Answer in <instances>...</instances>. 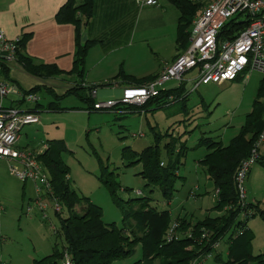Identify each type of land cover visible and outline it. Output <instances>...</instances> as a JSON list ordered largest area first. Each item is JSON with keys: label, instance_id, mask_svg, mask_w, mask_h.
Wrapping results in <instances>:
<instances>
[{"label": "rangeland", "instance_id": "1", "mask_svg": "<svg viewBox=\"0 0 264 264\" xmlns=\"http://www.w3.org/2000/svg\"><path fill=\"white\" fill-rule=\"evenodd\" d=\"M170 7L172 8L168 12L161 11L158 16L148 17L149 21L146 17L138 18L137 12V33L131 40L133 45L139 46L134 50L137 55L141 54V64L145 67L159 62L161 58L168 59L176 52L174 39L178 16L175 7ZM167 30L169 36L161 38V32ZM170 31L174 35H170ZM93 58L94 62L99 59L97 54ZM120 59L121 54L117 52L106 56L103 67L94 63L87 64L85 61L83 78L89 84H99L96 87L100 91L95 97L97 102L120 99L122 88L115 85L119 80L115 76L121 68L124 71L126 66L131 69L137 67L131 59H126L122 67ZM116 60L118 62L114 67ZM196 73L197 70L194 69L184 76L193 78ZM239 76L236 80L221 84L203 83L196 88L187 80L178 99L159 108L148 106L140 112L120 110L116 113L96 111L88 114L85 110L78 109L85 105L71 95L62 98L59 104L62 107L73 106L74 110L48 111L44 106L52 100V96L44 87L36 94L41 104L37 111L39 123L25 125L22 128V138L17 144L24 146L28 143L30 147H34L40 140H62L67 148L62 153V159L69 168L71 187L80 196H86L100 206L101 219L105 223L115 222L117 226L121 225L124 211L136 208L140 201L135 198L145 196L149 197L147 201L150 205L158 209L168 208L172 221L178 215L185 214L193 220H202L206 216H215L220 211L215 209L213 183L198 163L207 150L203 146L193 147L201 136L214 137L226 145L238 133L246 114L251 112L256 97L264 102V74L258 70H244ZM175 84V80H170L163 86L174 87ZM8 98L15 99L16 96L9 95ZM25 131L28 137L25 136ZM156 132L162 134L158 140H155ZM170 139H177V144L185 141L188 150L184 163L178 169V174L184 178L176 179L177 190L168 203L156 187L147 185L146 178L138 174L141 163L128 164L135 158L130 157L129 153L123 154L127 147L139 152L146 146L158 144L161 156L165 157L164 144ZM259 153L264 156V144L260 146ZM4 162L6 171L0 166V264H31L32 260L50 254L54 244L59 249L62 248L63 239L57 232L60 228L59 217L54 202L43 197L45 207L40 206L33 183L17 178L9 172L6 160ZM250 168L252 175L243 182L245 199L246 202H258L259 207L264 210V166L256 161ZM103 179L119 184L115 187L118 200H114ZM136 189H141L142 194H136ZM82 204L83 201L79 202L76 209L79 210ZM247 227L253 234V254L264 252V220L256 214L248 219ZM214 247L223 259L226 258L227 244L224 240L219 246L214 244ZM141 258V246L137 243L127 257L113 260L109 264H136ZM66 262L64 257L58 264H67ZM191 263L215 264L214 253L203 259L196 258ZM151 264H159V260L154 259Z\"/></svg>", "mask_w": 264, "mask_h": 264}, {"label": "trees", "instance_id": "2", "mask_svg": "<svg viewBox=\"0 0 264 264\" xmlns=\"http://www.w3.org/2000/svg\"><path fill=\"white\" fill-rule=\"evenodd\" d=\"M170 1L179 11L175 37L178 54L187 46L190 26L201 3L190 0ZM95 10L96 0H66L55 14L57 22L70 23L75 27L73 64L67 72L61 71L54 64L37 63L26 55L24 46L30 33L21 36L16 61L26 72L41 78H50L63 73L78 77V80L61 96L45 87L47 93L52 96V100L45 104V110H66L59 105V101L67 95H75L84 103L85 107L82 109L88 113L96 111L116 113L120 109L124 112H140L148 106L154 105L155 108H159L178 99L183 93L181 84L174 89H160L157 96L149 98L140 105L124 104L122 108L117 105L102 110L93 107L97 101L92 91L99 84L84 85V63L89 48L95 43H104V38H87L83 42L82 34L91 22ZM246 25L247 20L245 19L231 18L220 29L218 39H232ZM0 74L3 80L8 81V67L5 63H0ZM154 76L156 74L135 78L120 69L115 78L127 80L133 85H140ZM239 78L240 76L237 77ZM41 88L44 87L35 86L25 92L36 95ZM184 98L187 99V96ZM258 98L256 97L253 102L251 112L246 114L238 133L231 137L226 145H223L220 140H215L214 137L201 136L193 147L203 146L207 150L198 163L213 183L216 195L215 209L220 211L219 214L206 216L202 220H193L191 217L178 215L172 221L168 208L158 209L150 205L147 201L149 197L145 196L135 198L140 201L136 208L124 211L121 225L117 226L115 222H103L100 206L88 197L80 196L69 183V168L62 159V153L67 151L63 141L48 140L44 150L40 153L36 152V159L49 176L52 196L59 202L64 212L61 209L56 212L60 223L57 232L63 239V245L59 249L57 244H54L50 254L32 260L31 264H58V261L64 257H66L67 264H109L113 260L127 257L137 243L141 246L142 258L136 261V264H151L154 259H158L159 264H190L194 259H203L211 253H214L215 264H264V252L258 254L252 252L253 234L247 227L248 219L256 214L264 220V210L259 207L258 202L245 201L241 204L234 182L236 169L240 162L250 155L252 145L263 125L264 102ZM16 102L19 106L23 104L21 100ZM38 106L41 104L37 100L26 110L35 113L38 111ZM165 134L167 135L168 132ZM160 136L162 134L156 132L155 140H158ZM176 140L170 139L164 144L165 157L161 156L158 144L146 146L139 152L131 151L127 147V151L123 154L129 153L130 157L135 158L128 164L141 163V171L138 174L146 178L147 185L156 187L166 202L171 200L177 190L176 179L184 178L178 174V169L184 163L188 147L185 141L177 144L178 140ZM257 161L264 166V156L259 154ZM103 182L110 189L114 200H118L115 187L119 184L107 179H103ZM81 201L83 204L77 210L76 205ZM173 222L177 224L175 238L167 241L165 235ZM223 240L227 244L224 259L214 247V244L219 246Z\"/></svg>", "mask_w": 264, "mask_h": 264}, {"label": "built area", "instance_id": "3", "mask_svg": "<svg viewBox=\"0 0 264 264\" xmlns=\"http://www.w3.org/2000/svg\"><path fill=\"white\" fill-rule=\"evenodd\" d=\"M160 0H140L142 5H157ZM201 3L198 12L192 20L188 42L185 49L148 81L140 85L123 87L119 100L95 102L93 107L98 110L113 108L124 104L140 105L149 98L159 94L163 85L170 80L180 84L184 74L197 70L191 82L193 88L203 83L221 84L236 80L244 70H258L264 74V0H190ZM247 20V25L232 39H218L220 29L231 18ZM21 36L8 38L0 30V63L16 61ZM9 95H15L16 100L5 104ZM94 96V90L92 91ZM35 103V94L26 93L16 84L0 79V159L6 160L10 172L22 181L30 180L40 206L45 207L42 198H50L55 204V211L61 206L52 196V186L49 176L36 159V152L17 147L19 132L25 125L39 122L38 115L17 105L16 101ZM121 110V109H120ZM119 110V111H120ZM122 111V110H121ZM262 128L258 133L250 155L240 162L234 175L239 201H246L243 182L259 158V148L264 144V104L262 113ZM136 194H142L136 189ZM2 211L0 205V213ZM177 224L173 222L167 229L165 238L170 241L175 238ZM216 246L218 244H215ZM193 264V263H191Z\"/></svg>", "mask_w": 264, "mask_h": 264}, {"label": "crops", "instance_id": "4", "mask_svg": "<svg viewBox=\"0 0 264 264\" xmlns=\"http://www.w3.org/2000/svg\"><path fill=\"white\" fill-rule=\"evenodd\" d=\"M65 1L66 0H0V30H2L8 38H14L22 36L25 33H30V37L25 41V54L37 63L54 64L61 71L67 72L72 68L73 64L75 51V27L70 23H59L55 19V14L58 8ZM139 1L140 0H96L95 14L83 33H86L87 38L103 37L104 43H95L92 45L93 47L91 46L92 48H89V52L85 59L87 64L94 63V65L96 64L103 67L104 59L107 55L120 52V64L122 67H124L126 59L128 61L131 59V61H134L137 64L135 69L126 66L124 68L125 73L135 78H143L157 74L164 63L171 62L175 58L177 50L172 57L168 59L161 58L159 62H155L151 66L145 67L141 64L142 56L140 53H138L140 55H137L136 52L139 46L136 47V45H133V41L131 40L137 33V28L135 29L137 17H146L145 19L148 20V17L158 16L161 11H163L161 13L168 12L169 9L172 8L170 6L175 7L177 16H179V11L170 0H160L157 5L153 6L142 5ZM137 12L139 14L138 16ZM168 30L161 32L160 37L165 38L164 36L168 35ZM171 34L173 33L170 31V35ZM155 37L157 38L158 36ZM94 54H97L99 57L96 62H94ZM117 62L118 60L114 62V67L117 65ZM6 66L8 67V81L16 83L18 87L25 91L35 86H42L53 90L57 95L61 96L75 81L78 80V77L75 75L64 73L50 78L37 77L26 72L17 61L8 62ZM190 72L191 71L187 73ZM187 77L188 76H184V80L181 83L183 89L185 82L187 80H192V78ZM0 79H4L1 74ZM175 82L176 84L174 87L169 86L165 88L163 86V90L174 89L180 85L179 82ZM83 83L84 85L89 84L84 78ZM115 85L123 89V87L133 85V83L119 79L115 82ZM99 92L100 91L95 88L94 97H97ZM64 97L65 96L62 98ZM16 99L17 98H7L4 102L5 104H10ZM31 104L32 103L22 104L20 107L27 109L28 107L33 106ZM64 108H66V110L75 109L73 106ZM78 109H82V107ZM35 113L37 114V112ZM26 133L27 132L25 131V136H27ZM21 134L22 129L19 132L17 143L22 138ZM48 140L52 139H47L46 141L40 140L34 147H30L28 143L24 146H20L17 143L16 145L19 148L40 153L46 147ZM0 166L6 171L4 160L0 162ZM251 173L252 171L250 168L249 175H247L248 180L252 175ZM190 194H192V192H190ZM185 216L191 217L186 214Z\"/></svg>", "mask_w": 264, "mask_h": 264}, {"label": "water", "instance_id": "5", "mask_svg": "<svg viewBox=\"0 0 264 264\" xmlns=\"http://www.w3.org/2000/svg\"><path fill=\"white\" fill-rule=\"evenodd\" d=\"M82 40H83V41H86V40H87L86 33H83Z\"/></svg>", "mask_w": 264, "mask_h": 264}]
</instances>
